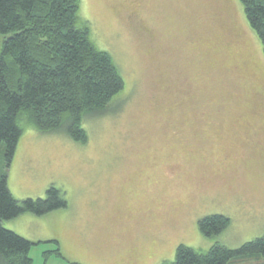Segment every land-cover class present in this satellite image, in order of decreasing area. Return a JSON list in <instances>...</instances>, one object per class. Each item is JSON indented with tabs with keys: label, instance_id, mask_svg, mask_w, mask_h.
<instances>
[{
	"label": "rangeland",
	"instance_id": "374dc122",
	"mask_svg": "<svg viewBox=\"0 0 264 264\" xmlns=\"http://www.w3.org/2000/svg\"><path fill=\"white\" fill-rule=\"evenodd\" d=\"M80 15L125 87L114 111L84 119L85 143L25 124L12 192L44 197L54 184L69 202L23 213L32 220L19 233L44 239L32 264H113L111 243L132 264H157L180 243L238 247L263 235L264 49L241 0H80ZM213 213L231 223L210 237L199 219ZM52 239L65 259L45 260Z\"/></svg>",
	"mask_w": 264,
	"mask_h": 264
},
{
	"label": "trees",
	"instance_id": "16d2710c",
	"mask_svg": "<svg viewBox=\"0 0 264 264\" xmlns=\"http://www.w3.org/2000/svg\"><path fill=\"white\" fill-rule=\"evenodd\" d=\"M251 27L264 49V0H241ZM80 0H0V264H32L38 242L8 228L5 220L23 213L43 215L68 206L57 185L44 197L17 198L9 185L12 166L25 124L47 132L65 130L87 142L84 119L113 110L125 79L113 56L99 48ZM116 110V109H115ZM231 223L222 213L199 219L206 236H216ZM47 258L63 257L58 239ZM264 255V234L238 247L216 241L208 249L180 243L173 260L157 264H229L235 258Z\"/></svg>",
	"mask_w": 264,
	"mask_h": 264
},
{
	"label": "crops",
	"instance_id": "0c3cea01",
	"mask_svg": "<svg viewBox=\"0 0 264 264\" xmlns=\"http://www.w3.org/2000/svg\"><path fill=\"white\" fill-rule=\"evenodd\" d=\"M10 170H11V168H10ZM10 172L11 171H9V176H10ZM11 177V176H10ZM9 177V178H10ZM9 185H10V183H9ZM30 220H32L31 219V217L30 216H27L26 214H21V215H19L17 218H13V220H9L10 222H5V225L6 226H8V228H12L13 230H15V231H17L18 233L20 232L19 230V228H21L22 226H24V225H27L28 224V222L30 221ZM28 226V225H27ZM21 234V233H20ZM25 236V235H24ZM31 240H34V241H36V242H38V243H40V242H42L44 239H42V237H39V238H37V237H35V239H31ZM60 242V241H59ZM37 243V244H38ZM60 247H61V243H60ZM108 247V248H107ZM106 247V249L105 250H110V249H112V251H111V255L109 254V255H105L104 256V260H105V262H108V263H113V264H127L128 263V261H129V264L131 263L132 264V262H134L133 260H130L129 259V257H128V255H127V252H129V250L125 253V254H123L122 252H121V250H120V248H119V243L118 244H113V243H111L110 245H108ZM55 247H51V248H48V249H54ZM114 248V249H113ZM93 251H97L98 249H96V248H91ZM47 250V249H46ZM61 250H62V247H61ZM114 250V251H113ZM63 252V251H62ZM97 252H99V250L97 251ZM51 255H56V256H59V255H57V254H55V253H52V254H50L47 258L45 257V260L47 261V259L48 258H50V256ZM32 256V255H31ZM60 258H64L65 259V256L63 255V257L62 256H59ZM45 261V262H46ZM44 264H46V263H44Z\"/></svg>",
	"mask_w": 264,
	"mask_h": 264
}]
</instances>
